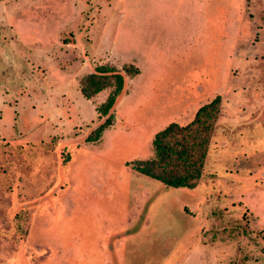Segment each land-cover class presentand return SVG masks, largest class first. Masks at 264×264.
Instances as JSON below:
<instances>
[{
    "label": "rangeland",
    "instance_id": "rangeland-1",
    "mask_svg": "<svg viewBox=\"0 0 264 264\" xmlns=\"http://www.w3.org/2000/svg\"><path fill=\"white\" fill-rule=\"evenodd\" d=\"M216 96L196 187L133 168ZM0 264H264V0H0Z\"/></svg>",
    "mask_w": 264,
    "mask_h": 264
},
{
    "label": "trees",
    "instance_id": "trees-1",
    "mask_svg": "<svg viewBox=\"0 0 264 264\" xmlns=\"http://www.w3.org/2000/svg\"><path fill=\"white\" fill-rule=\"evenodd\" d=\"M124 69L130 76L140 72L132 64L126 65ZM110 76H113L112 81L109 80ZM80 85L86 98L113 86L106 100L97 107L100 115L106 116V119L86 138L87 141H97L112 123L110 110L124 89L125 75L117 67L98 65L94 72L81 78ZM221 110V97L216 96L200 106L189 123H170L156 133L153 139L154 155L134 160L133 168L167 186L189 189L196 187L202 177L210 137L221 116Z\"/></svg>",
    "mask_w": 264,
    "mask_h": 264
},
{
    "label": "crops",
    "instance_id": "crops-1",
    "mask_svg": "<svg viewBox=\"0 0 264 264\" xmlns=\"http://www.w3.org/2000/svg\"><path fill=\"white\" fill-rule=\"evenodd\" d=\"M13 31H14L13 34L15 35V38H18V37H17V34L19 33V31H18L16 28H14ZM19 43H20V45L22 46V41H21L20 39H19ZM19 49H21V48H19ZM21 126H22V125H21Z\"/></svg>",
    "mask_w": 264,
    "mask_h": 264
}]
</instances>
